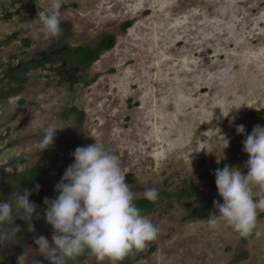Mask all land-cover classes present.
Instances as JSON below:
<instances>
[{
    "label": "rangeland",
    "instance_id": "rangeland-1",
    "mask_svg": "<svg viewBox=\"0 0 264 264\" xmlns=\"http://www.w3.org/2000/svg\"><path fill=\"white\" fill-rule=\"evenodd\" d=\"M39 1L46 7L51 2ZM65 4L61 17L72 24V43H94L109 32L114 45L91 66L97 79L89 87L43 91L42 84L30 83L26 97L36 105L28 112L49 115L67 103L81 107L85 122L73 133L85 146L102 143L118 157L136 197L143 196L145 187L170 183L174 188L220 158L246 174L242 141L253 126H264V0ZM124 21L131 25L121 31ZM29 35L42 43L40 26ZM240 124L244 135L235 130ZM48 126L59 132L65 128L60 122ZM222 136L230 138L224 150ZM206 198L223 202L217 191L202 187L183 205L175 204L171 211L161 206L147 216L159 229L161 248L140 264H264V210L258 209L248 236L223 222L210 224L214 207L207 220H180ZM240 251L246 256L235 261Z\"/></svg>",
    "mask_w": 264,
    "mask_h": 264
},
{
    "label": "flooded vegetation",
    "instance_id": "flooded-vegetation-1",
    "mask_svg": "<svg viewBox=\"0 0 264 264\" xmlns=\"http://www.w3.org/2000/svg\"><path fill=\"white\" fill-rule=\"evenodd\" d=\"M68 6L64 3L61 14ZM43 8L47 7L39 0H0V202L12 204V220L0 222V264H17V258L23 253L28 257L27 264H60L57 253L41 255L34 240L42 235L51 242L52 228L44 220L43 202L45 198L57 195L54 188L65 169L73 162L71 153L78 146H85L73 133L74 128L84 125L83 109L67 103L58 112L54 110L49 115L28 112L30 107L36 105V100L26 97L28 86L30 83L42 84L43 91L49 88L66 89L68 92L76 87L91 86L97 79L90 74L91 66L113 47L115 41L112 33L105 32L98 35L94 43H72V24L61 17V35L55 38L44 35L42 43L37 45V40L30 37L29 31L40 26L35 18ZM130 25L131 21H124L120 30L126 31ZM104 39L110 44L108 47L102 46ZM89 49H97V57L86 62L84 60H88ZM161 55L166 54L162 52ZM56 122H60L65 128H61V132L57 130L53 143L43 150L40 147L43 130L50 128L49 123ZM157 150L158 148L154 149ZM221 159L225 158L216 160L205 173H200L197 177L182 178L174 188H171L170 183H164L156 189L158 202H153L150 208H144L141 203L143 196L136 197L134 203L142 215L149 216L161 206L171 211L175 204L183 205L187 200L196 198L202 187L217 191L214 188L215 177L210 174V169ZM210 177L212 181L207 183L205 179ZM198 183L194 194L180 196L182 189L192 188ZM24 189L32 192L29 200L37 206L31 220L16 206V195L23 193ZM207 200L211 201L212 207L206 218L189 216L197 205ZM213 200L214 198H206L193 204L180 220H207L213 209ZM157 243L161 242L155 239L144 249H133L115 262L109 258L100 259L85 251L80 256L67 260L66 264H140L159 251L161 245ZM168 243H172V240ZM242 252L245 251H240L235 256V261L246 256L245 252L244 257H239Z\"/></svg>",
    "mask_w": 264,
    "mask_h": 264
},
{
    "label": "clouds",
    "instance_id": "clouds-1",
    "mask_svg": "<svg viewBox=\"0 0 264 264\" xmlns=\"http://www.w3.org/2000/svg\"><path fill=\"white\" fill-rule=\"evenodd\" d=\"M64 3L65 0H51L47 8L37 12L35 21L45 36L55 38L61 35L60 10ZM241 106L230 111L239 110ZM57 130H43L40 144L43 150L53 143ZM235 130L237 134H245L243 124L237 125ZM229 143L230 138L222 136L223 150ZM242 150L248 156L244 165L246 174L229 165L213 172L217 194L223 202L213 200L216 211L208 222L214 226L223 222L240 236H247L256 227L258 209L264 210V192L258 194L254 191L264 190V126H253L242 141ZM71 156L73 162L55 185L57 195L45 198L43 202L44 220L51 226L52 236L51 242L42 235L35 238L34 244L41 255L57 253L60 264H66L67 260L87 251L100 259L109 258L115 262L133 249H144L157 238L159 229L134 203L136 194L126 183V172L115 154L94 141L78 146ZM38 189L39 186L36 191ZM31 194L24 189L23 193L16 195L17 208L29 220L37 207L29 200ZM143 198L154 202L158 192L153 187H145ZM10 220L12 204L0 202V222ZM27 261L24 253L17 258V264H27Z\"/></svg>",
    "mask_w": 264,
    "mask_h": 264
},
{
    "label": "trees",
    "instance_id": "trees-1",
    "mask_svg": "<svg viewBox=\"0 0 264 264\" xmlns=\"http://www.w3.org/2000/svg\"><path fill=\"white\" fill-rule=\"evenodd\" d=\"M110 44L109 43H107V39H104V41H103V44H102V46L103 47H108ZM101 46V47H102ZM97 49H95V50H91V49H89L88 50V60H84V61H89V60H92V59H95L96 57H97ZM85 58V57H84ZM84 61H83V63H84ZM85 64V63H84ZM246 154V153H245ZM219 162V163H218ZM211 169H210V174L214 177V175H213V172H214V170L215 169H217V168H223L225 165H229V166H231V161L229 160V159H221V160H219ZM206 180V182L207 183H209V182H211L212 181V178L210 177V178H208V179H205ZM197 185H199V183L198 184H194V186L191 188V187H186V188H184V189H182L179 193H180V196H183V195H190V194H194V192H195V187L197 186ZM214 188L216 189V186H214ZM179 197V196H178ZM154 202H158V200H155ZM141 203H143V206H144V208H150L151 206H152V204H153V202H150V201H148V200H146V199H143V200H141ZM211 207H212V203H211V201L210 200H207V201H204L203 203H201V204H199V205H197L192 211H191V213L189 214V216L190 217H197V218H206L208 215H209V212H210V210H211ZM253 233V231L250 233V234H252ZM245 256V252H242L241 254H240V256L239 257H244Z\"/></svg>",
    "mask_w": 264,
    "mask_h": 264
}]
</instances>
